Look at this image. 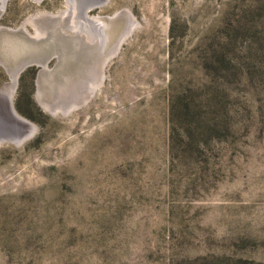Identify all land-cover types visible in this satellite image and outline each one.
I'll return each mask as SVG.
<instances>
[{
  "label": "rangeland",
  "instance_id": "374dc122",
  "mask_svg": "<svg viewBox=\"0 0 264 264\" xmlns=\"http://www.w3.org/2000/svg\"><path fill=\"white\" fill-rule=\"evenodd\" d=\"M89 1H0V264H264V0Z\"/></svg>",
  "mask_w": 264,
  "mask_h": 264
},
{
  "label": "bare ground",
  "instance_id": "6f19581e",
  "mask_svg": "<svg viewBox=\"0 0 264 264\" xmlns=\"http://www.w3.org/2000/svg\"><path fill=\"white\" fill-rule=\"evenodd\" d=\"M0 1L2 2V4L5 2V0H0ZM67 1L69 3V7H68L67 12L64 13L66 17L65 18L62 17L63 19L61 21L62 22L61 26L64 29H66V31L69 34L72 35V34L76 33L75 36L76 35H83L86 39H88V41L89 40H93V37L96 38L97 28L94 29V28H92V26L90 27V21L87 22V20H86L87 17H86V14H85V9L88 8V7H91V6H88V5H94V6L97 5V6H99L104 1H101L99 3L98 2L96 3L95 1H89V0L86 3L83 0H67ZM77 1L79 3H81V4H83V5H81L78 8L79 9L78 11H77V7H76ZM76 13L80 14V15H78V17H81V19L84 20V21L86 20V22L89 23V24L87 26L86 25H82L81 23L79 24V26L76 25V23H77V21L75 20V18L77 17V16H75ZM83 16H85L86 18H83ZM66 19H68L67 22H66ZM85 27H86V29H85ZM92 29H94V30L92 31ZM91 32L94 33V34H92ZM99 37H100V35L97 38L100 39ZM7 103L8 102L4 100V96L0 95V123H1V125L7 126L8 128H10L11 126H13L15 124H17L20 127L24 126L25 125L24 120L22 118H20L15 113L13 108H11L10 104L8 105ZM27 125H28V123H27ZM26 131L27 130H24L22 133H25ZM9 133H11V130L8 132V134L7 133L2 134V132L0 131V140L1 141H10V142L12 141V142H15L17 140H21L22 139L20 137L18 139H11L12 135H10Z\"/></svg>",
  "mask_w": 264,
  "mask_h": 264
},
{
  "label": "water",
  "instance_id": "95a60500",
  "mask_svg": "<svg viewBox=\"0 0 264 264\" xmlns=\"http://www.w3.org/2000/svg\"><path fill=\"white\" fill-rule=\"evenodd\" d=\"M88 6H91V7H92V6H94V5H88ZM0 142H1V140H0Z\"/></svg>",
  "mask_w": 264,
  "mask_h": 264
}]
</instances>
